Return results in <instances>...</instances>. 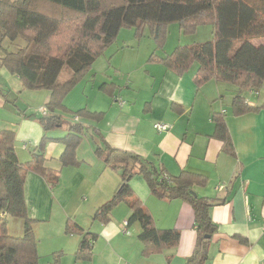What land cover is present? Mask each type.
<instances>
[{"label":"crops","instance_id":"crops-1","mask_svg":"<svg viewBox=\"0 0 264 264\" xmlns=\"http://www.w3.org/2000/svg\"><path fill=\"white\" fill-rule=\"evenodd\" d=\"M117 50L118 47L109 56L102 53L95 58L64 97L63 105L68 110L54 109L63 119L80 120L85 126L75 150L79 163L62 166L58 160L64 145L56 138L67 131L62 125L46 134L52 139L42 148L44 166L58 172L56 184L51 187L35 171L30 170L25 176L26 214L36 222L53 223L50 234L45 235L52 244L48 251L61 253L59 264L72 263L80 236L65 233L68 220L95 234L91 258L82 260L87 264H185L192 254L196 233L190 204L181 198L156 196L139 175L130 178L131 189L158 228L180 232L175 248L143 256L142 242L136 236L139 223H127L129 232L122 230L130 215L126 202L111 210L107 222L92 219L96 208L113 195L120 180L119 172L102 159L106 146H110L135 153L168 175L190 170L206 176L204 186L193 188L198 195L216 203L211 206L210 215L217 229L207 245L205 264H264V109L234 114L230 102L235 90L230 87L225 95L221 81L215 80L198 86L197 62L194 69L190 70L192 62L179 72L169 69L155 56L167 54L132 55L131 50ZM112 55L117 58L115 62ZM0 70L9 78L14 75L5 68ZM34 94H41L45 106L50 91ZM117 96L124 100L123 104L114 100ZM245 98L248 104H257L249 95ZM6 106L7 113L0 111V129L15 132L17 158L20 163L27 162L31 150L45 134L37 119L42 114L38 110L18 109L17 105L14 108L7 96L0 93V110ZM79 108L100 111L102 115L96 120L69 112ZM221 111L234 155H227L222 142L214 137L211 115ZM155 121L166 122L170 127L159 132L153 128ZM50 260L44 256L40 263Z\"/></svg>","mask_w":264,"mask_h":264},{"label":"trees","instance_id":"trees-1","mask_svg":"<svg viewBox=\"0 0 264 264\" xmlns=\"http://www.w3.org/2000/svg\"><path fill=\"white\" fill-rule=\"evenodd\" d=\"M45 5L50 10L44 9ZM171 22H178V27L185 33L192 32L199 24L210 23L214 38L179 45L163 57L155 55L158 60L179 72L197 62L195 83L198 86L208 80L234 85L235 95L230 103L236 115L264 109V102L250 105L240 92L249 89L257 93V88H264V44L251 41L255 37H264V0H0V68L16 75L24 89L50 91L45 105L49 113L37 116L45 134L31 150L30 160L20 163L14 150L15 132L0 129V264H41L32 227L37 220L26 214L23 187L30 170L42 175L51 187L56 184L58 172L47 168L43 162V145L52 139L46 134L65 125L66 133L56 138L64 145L58 160L62 166L79 163L75 150L85 126L80 120L63 119L54 113V109L68 110L63 105L64 97L115 39L119 28H138L145 24L158 42L163 37L164 27ZM64 30L66 35L60 41L58 38ZM18 40L21 42L14 43ZM236 42L238 45L234 46ZM63 68L69 70L70 76L59 81ZM69 112L80 118L96 120L102 115L100 111L86 108ZM223 115L224 111L211 115L215 123L214 137L222 142V150L227 155H234ZM102 159L120 173V180L113 195L96 208L92 219L107 222L111 210L120 202H126L130 208L127 223L137 222L140 226L136 236L142 242L143 256L175 248L180 232L174 228H158L128 184L132 175L140 173L156 196L181 198L190 204L196 240L185 264H205L207 245L217 229L210 215L211 206L216 203L198 195L193 188L204 186L206 176L190 170L181 171L176 176L168 175L147 159L110 146H106ZM190 190L195 194H190ZM7 216L23 220L22 236L13 237L7 233ZM64 226L65 233L80 236L74 252L75 260H89L95 234L76 222L67 220ZM52 257L47 264H59L61 253L53 252Z\"/></svg>","mask_w":264,"mask_h":264},{"label":"rangeland","instance_id":"rangeland-1","mask_svg":"<svg viewBox=\"0 0 264 264\" xmlns=\"http://www.w3.org/2000/svg\"><path fill=\"white\" fill-rule=\"evenodd\" d=\"M40 2V1H39ZM44 9L46 10H50V7L45 5L43 6ZM179 26L178 22H171L168 23V25L164 30V34L163 37L160 38V40L157 42L154 38L153 35H151V30L150 28H148L149 26L147 25H141L138 28L136 27H121L118 30V33L115 37V39L110 42V44L104 49L103 53L105 56H109L111 54V52H113L117 47L118 50H122V49H128L133 51V54H149L152 52H156L157 54H169L170 52H172V50L179 46V45H185V44H190L193 42H198V41H206V40H212V38H214V33H213V27L211 26L210 23H204V24H199L197 26H195L196 28L190 32V33H185L183 32ZM66 35L65 30L63 31V34L60 36V38H58L60 41L63 39V36ZM251 41L255 44H264V37H255L252 38ZM21 41H15L14 43H19ZM161 44V47H160ZM4 45H7V42H5ZM10 47H13V44L9 43ZM238 42H236L234 44V46H237ZM117 50V51H118ZM113 56V61L115 62L117 60L116 56ZM100 61V60H98ZM95 62V64L98 63ZM95 66V65H93ZM190 70L194 69L196 67V63L194 62L192 65H190ZM1 71V70H0ZM60 74L58 76V80H64L66 79L68 76H70V72L67 68H63L62 70H60ZM116 73H119L118 71ZM220 85H223L222 87H224V92L223 94L227 95L229 93L230 90H228L230 87L233 90H236V87L230 83L227 82H219ZM19 84V80L17 78H15V76H9L7 74H2L0 73V93L2 95L7 96V99L9 101V104L11 106H13L14 108H16L15 105L18 106V109H29L33 112H37V109L41 106L44 105V103L41 101L42 97L40 96L41 94H34V93H45L47 90L45 89H38L41 92H35V90H30V89H24L22 88V86L18 85ZM36 90V91H38ZM256 92H251L249 89H241L240 92L243 96H247L248 95L250 97H252L254 100H256L255 102L262 104L264 102V88L263 86L259 87L256 89ZM238 91V90H237ZM33 93V94H32ZM29 106V107H28ZM45 107V106H44ZM2 112H6V110H8V107H4L1 108ZM39 112V110H38ZM7 113V112H6ZM34 115V114H33ZM134 175H139L140 177H142L144 184L146 187H148L149 191L150 188L148 186V184H146V180L144 178V176L142 174H134ZM134 175H132L130 178L133 180L134 179ZM120 176V173H119ZM129 178V180H130ZM129 184V183H128ZM83 200V199H82ZM5 222H6V231L9 235L13 236V237H20L23 234V220L21 218H16V217H12V216H7L5 218ZM53 224V223H50ZM50 224H43V223H39V222H35L33 224V229H34V233L36 236V240H37V246L39 251H37L40 255V259H42V257L44 256H49V258L52 260V253L50 251H48L49 247L51 246V242L49 245L48 239L46 238V234H50V231L52 230L50 226ZM75 235V234H73ZM76 236V235H75ZM42 250H44V253ZM42 252V253H41ZM50 252V255L49 253ZM48 253V254H47ZM47 254V255H44ZM65 256V255H64ZM50 260V261H51ZM78 263H82V264H87L88 262L86 261H76L73 257V261L71 264H78ZM129 264V263H128Z\"/></svg>","mask_w":264,"mask_h":264},{"label":"built area","instance_id":"built-area-1","mask_svg":"<svg viewBox=\"0 0 264 264\" xmlns=\"http://www.w3.org/2000/svg\"><path fill=\"white\" fill-rule=\"evenodd\" d=\"M114 100L118 103V104H123L124 103V100L121 99L119 96L117 97H114ZM37 110H39V112L42 114V115H46L48 113V110H46V107L44 106H41L39 107ZM77 118V117H75ZM170 127V124L166 123V122H163V121H155L153 123V128L159 132H162V131H165V130H168ZM127 222H123V225H122V230L123 232H129V230L127 229Z\"/></svg>","mask_w":264,"mask_h":264},{"label":"water","instance_id":"water-1","mask_svg":"<svg viewBox=\"0 0 264 264\" xmlns=\"http://www.w3.org/2000/svg\"><path fill=\"white\" fill-rule=\"evenodd\" d=\"M190 194L194 195L195 192L193 190H190ZM207 238H209L210 236L209 235H206Z\"/></svg>","mask_w":264,"mask_h":264}]
</instances>
